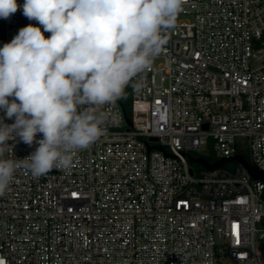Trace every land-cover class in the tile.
Wrapping results in <instances>:
<instances>
[{
	"label": "built area",
	"instance_id": "built-area-1",
	"mask_svg": "<svg viewBox=\"0 0 264 264\" xmlns=\"http://www.w3.org/2000/svg\"><path fill=\"white\" fill-rule=\"evenodd\" d=\"M24 17L0 18V48L30 24L50 37ZM162 35L126 87L131 124L119 100L84 106L103 134L69 170L34 178L23 159L37 144L0 149L18 165L0 196V264H264V183L236 161H189L208 151L264 172V0H185Z\"/></svg>",
	"mask_w": 264,
	"mask_h": 264
},
{
	"label": "clouds",
	"instance_id": "clouds-1",
	"mask_svg": "<svg viewBox=\"0 0 264 264\" xmlns=\"http://www.w3.org/2000/svg\"><path fill=\"white\" fill-rule=\"evenodd\" d=\"M185 0H0V18L18 10L28 25L0 48V149L9 140L38 145L24 166L34 178L69 170L77 151L103 134L86 105L113 104L167 43ZM12 97L13 99H9ZM42 139H36L37 134ZM2 155V151H0ZM17 162L0 159V196Z\"/></svg>",
	"mask_w": 264,
	"mask_h": 264
},
{
	"label": "water",
	"instance_id": "water-1",
	"mask_svg": "<svg viewBox=\"0 0 264 264\" xmlns=\"http://www.w3.org/2000/svg\"><path fill=\"white\" fill-rule=\"evenodd\" d=\"M28 21H35V20H29L28 18L24 17L23 20H22V23H27ZM122 108H123L125 120L130 125L131 122H130V120L128 118V114H127L124 106H122ZM159 149H161V148H159ZM189 161H190L191 164L200 165L204 169L210 170V171L214 170V169H216L218 167L223 166L225 162L236 161V162H239V163L244 165V167L248 170L249 174L251 175V177L254 180L261 181V182L264 183V172H261L255 166H252V165L248 164L247 161L244 158L240 157V156H235V157H230V158H223L219 162L214 163V164H211L210 162H208L204 158L189 157ZM54 171H55V169L52 170V172H54Z\"/></svg>",
	"mask_w": 264,
	"mask_h": 264
},
{
	"label": "trees",
	"instance_id": "trees-1",
	"mask_svg": "<svg viewBox=\"0 0 264 264\" xmlns=\"http://www.w3.org/2000/svg\"><path fill=\"white\" fill-rule=\"evenodd\" d=\"M118 100H119L120 103L124 106V108H125L127 114L130 116V105H129V104H130V96H129V92H128L127 89H125V95H124L122 98L118 99ZM193 156H195V155L193 154ZM205 159H206L208 162H210L211 164H214V163H215V161L212 162V160L209 159V158H205ZM199 167H200L199 170H202V169H203L202 166L199 165Z\"/></svg>",
	"mask_w": 264,
	"mask_h": 264
},
{
	"label": "rangeland",
	"instance_id": "rangeland-1",
	"mask_svg": "<svg viewBox=\"0 0 264 264\" xmlns=\"http://www.w3.org/2000/svg\"><path fill=\"white\" fill-rule=\"evenodd\" d=\"M130 105V104H129ZM202 154H204L205 155V158H209V159H211L212 160V162H214L215 161V155L212 153V152H208V151H204ZM191 166L193 167V169L195 170V172H197L199 169H200V167H199V165H195V164H191ZM231 165L230 164H226L225 165V167H227V168H229ZM231 168V167H230ZM258 249H259V251L263 254V256H264V246L263 245H261V244H259L258 245Z\"/></svg>",
	"mask_w": 264,
	"mask_h": 264
}]
</instances>
